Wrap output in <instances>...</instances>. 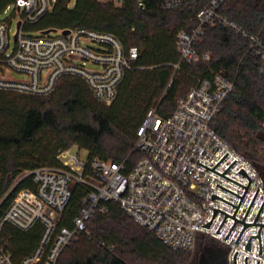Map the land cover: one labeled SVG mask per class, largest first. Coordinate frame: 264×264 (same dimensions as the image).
<instances>
[{"label": "built area", "instance_id": "2783aa9c", "mask_svg": "<svg viewBox=\"0 0 264 264\" xmlns=\"http://www.w3.org/2000/svg\"><path fill=\"white\" fill-rule=\"evenodd\" d=\"M57 1L12 0L1 11H12V15L0 21V90L46 96L55 90L61 77L72 75L85 80L99 102L111 105L126 71L138 58V49L126 50L113 35L83 28L26 35L32 31L26 28L51 12ZM194 1L137 0V6L144 11L149 2H159L166 10H183ZM226 1L211 0L197 14L195 29L178 32L176 48L181 60L188 64L197 62L199 56L194 45L203 36L204 26L219 23L248 40L249 50L257 58L259 73L264 76L263 41L220 15L219 9ZM107 2L120 7L125 0ZM15 17L16 30L12 36ZM65 30H69L66 35ZM210 58L209 54L203 56L204 61ZM87 62L99 65L100 70H86ZM10 71L25 75L27 80H13ZM234 89L233 81L215 74L200 80L185 98L179 99L171 116L163 117L157 108L150 109L137 132L135 151L142 156L128 173L125 163L96 158L84 160L80 152L74 153L68 148L57 156L60 167H41L23 174L5 197L13 195L0 217V264H57L62 252L86 231V223L96 213H107L108 202L117 203L136 224L154 233L173 250L194 251L197 238L203 235L226 250L227 264H234L236 253V264H246L247 258L248 264L258 261L264 264V227L260 232L259 255V240L250 238L258 236L261 226H247L238 240L244 224L237 222L227 238L235 220L220 212L214 218L215 208L233 216L245 189L199 165L201 162L213 168L229 154L214 169L223 174L237 161L224 175L246 188L249 180L240 173L244 170L252 184L235 218L243 221L259 189L245 221L253 223L264 203V176L212 128ZM27 178L32 179L35 188L16 191L18 184ZM74 184L87 186L90 191L72 221V228L61 227V216ZM213 194L236 207L212 198ZM209 223V228L204 227ZM256 223L264 224V207ZM6 225L21 232L42 227L38 246L19 262L14 260L8 239L2 235ZM249 240L250 251L245 249Z\"/></svg>", "mask_w": 264, "mask_h": 264}, {"label": "trees", "instance_id": "16d2710c", "mask_svg": "<svg viewBox=\"0 0 264 264\" xmlns=\"http://www.w3.org/2000/svg\"><path fill=\"white\" fill-rule=\"evenodd\" d=\"M210 1L195 0L183 10H166L159 2H149L142 11L137 0H125L120 7L98 0H58L51 12L26 28L42 32L83 28L111 34L126 50L137 48L138 58L126 71L109 106L94 97L85 80L72 75L61 77L46 96L0 90V217L11 201L13 195L5 197L15 182L37 168L60 167L57 156L62 150L76 147L77 152L85 150L89 159L125 163V172H130L142 156L135 145L147 112L157 108L159 115L171 116L179 99L200 80L215 74L233 81L235 89L212 128L254 165L264 163L259 156L264 149V76L248 40L215 23L204 26L203 36L194 45L197 62L181 60L176 48L178 32L195 29L197 14ZM10 2L0 0V12ZM219 13L264 43V0H227ZM205 54L210 61L203 60ZM34 188L27 178L16 191ZM89 191L84 185L72 186L61 227L72 228ZM106 205L107 213H96L86 223V231L62 252L57 264L188 263L187 251L163 244L117 203ZM2 235L19 262L38 246L42 227L21 232L6 225Z\"/></svg>", "mask_w": 264, "mask_h": 264}, {"label": "water", "instance_id": "95a60500", "mask_svg": "<svg viewBox=\"0 0 264 264\" xmlns=\"http://www.w3.org/2000/svg\"><path fill=\"white\" fill-rule=\"evenodd\" d=\"M56 31V29H49V30H45V31H43V34L44 35H46V34H49V33H51V32H55ZM69 33V30H65L64 31V34L66 35V34H68ZM229 154H227L223 159H221L213 168H210V167H208V166H206L205 164H203V163H201L200 162V166H202V167H204V168H206V169H208V170H210V171H212V172H214V173H216V174H218L219 176H221V177H223V178H225V179H227V180H229V181H231V182H233V183H235V184H237L238 186H240V187H242V188H244L245 189V192H244V194H243V197H241V196H239V195H237V194H235V193H233V192H231V191H229V192H231V193H233V194H235V195H237V196H239V197H241L242 199H241V201H240V203H239V206L238 207H236V206H234V205H232V204H230V203H228L227 201H225V200H223V199H221V198H219V197H217L216 195H212V198H218V199H220V200H222V201H224V202H226V203H228V204H230V205H232V206H234V207H236V210H235V212H234V214H233V216H231V215H229V214H227V213H225V212H223V211H221V210H219V209H216L215 208V210H214V218H215V216H216V214H217V212H220V213H222V214H224V215H226V218L227 217H230V218H232L233 220H235V222H234V224H233V226H232V228H231V230H230V232H229V234H228V236H227V238L229 237V235H230V233L232 232V230H233V228H234V226H235V224L237 223V222H240V223H242V224H244V227H243V229H242V231H241V233H240V235H239V237H238V240H239V238H240V236H241V234H242V232L244 231V229L247 227V226H261L260 227V229H259V232H258V236H252L251 238H250V240L252 239V238H257L258 240H259V246H260V252H259V255H261V241H260V232H261V230H262V228L264 227V224H258V223H256V221H257V219H258V217H259V215H260V213H261V211H262V209H263V207H264V203H263V205H262V207H261V209H260V211H259V213H258V215H257V217H256V219L254 220V222L253 223H245V221H246V219H247V216H248V214H249V212H250V210H251V208H252V206H253V204H254V202H255V200H256V197H257V195H258V193H259V189H258V191H257V193H256V195H255V197H254V199H253V201H252V203H251V205H250V207H249V209H248V211H247V213H246V215H245V217H244V219H243V221H240V220H238V219H236L235 217H236V215H237V213H238V211H239V209H240V207H241V205H242V202H243V200H244V198H245V196H246V194H247V192H248V190H249V188H250V186H251V184H252V181L250 180V178L248 177V175L246 174V172L244 171V170H242L240 173L241 174H243L244 176H246L247 178H248V180H249V184H248V186L245 188L244 186H242V185H240L239 183H237V182H235V181H233L232 179H230V178H228V177H226L224 174L237 162V161H235L223 174H221V173H219V172H217L216 170H214L227 156H228ZM219 186V185H218ZM221 187V186H220ZM223 188V187H222ZM225 189V188H224ZM227 190V189H226ZM213 218V219H214ZM226 218H225V220H226ZM225 220L223 221V223H222V225H221V227H220V229L222 228V226H223V224H224V222H225ZM213 221V220H212ZM212 223V222H211ZM211 223H209V224H207V225H205L204 227H210V225H211ZM220 229H219V231H220ZM219 231H218V233H219ZM238 240H237V242H238ZM250 240L248 241V243H247V245H246V247H245V249L246 250H248V251H250L251 250V244H250ZM236 242V243H237ZM237 254V253H236ZM236 254L234 255V264H236V262H235V256H236ZM247 260H248V258L246 259V264H248L247 263ZM260 262L261 261H258V263L257 264H260Z\"/></svg>", "mask_w": 264, "mask_h": 264}, {"label": "rangeland", "instance_id": "374dc122", "mask_svg": "<svg viewBox=\"0 0 264 264\" xmlns=\"http://www.w3.org/2000/svg\"><path fill=\"white\" fill-rule=\"evenodd\" d=\"M98 1H99V0H98ZM99 2H101V3H107V0H101V1H99ZM11 15H12V11H7L6 13H5V12H1V13H0V21H5V20H6L7 18H9V16H11ZM16 22H17V17L14 18V22H13L12 27H11V33H12V36L14 35V32H15V30H16ZM26 35H29V36H38L39 33H37L35 30H32V31L27 32ZM51 35H52V34H51ZM12 43H14V42L12 41ZM85 69H86V70H89V71H98V70H100V66L97 65V64L91 63V62H87V63L85 64ZM10 77H11L13 80H16V81H26V80H27V78H26L25 75H23V74H21V73H17V72H15V71H10ZM261 136L264 138V123H263V130H262V132H261ZM73 152H74V153L77 152V148H76V147H74ZM80 153H81L82 158H83L84 160H86L87 157H88L86 151H85V150H81ZM259 156H260V157L263 159V161H264V149H260ZM262 159H261V160H262ZM255 165H256V166L258 167V169L261 171V172H260V171H259V172H260L261 174L264 175V163H262V164H260V165L255 163ZM207 243H214V244H217L216 242L212 241L210 238L205 237V236H203V235H200V236L197 238V242H196L195 250H194V251H190V252L187 253V255H188L189 258H190L187 264H190V262H191V260H192V256H193V254H194L196 251H198L199 248H200L201 246H204V245H206ZM217 245H218V244H217Z\"/></svg>", "mask_w": 264, "mask_h": 264}, {"label": "flooded vegetation", "instance_id": "af4514ba", "mask_svg": "<svg viewBox=\"0 0 264 264\" xmlns=\"http://www.w3.org/2000/svg\"><path fill=\"white\" fill-rule=\"evenodd\" d=\"M190 264H227L226 250L214 243H207L196 251Z\"/></svg>", "mask_w": 264, "mask_h": 264}]
</instances>
